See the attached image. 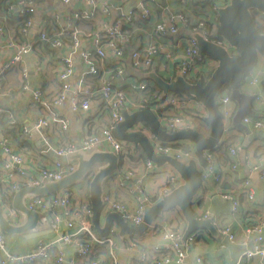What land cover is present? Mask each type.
<instances>
[{"label":"built area","instance_id":"built-area-1","mask_svg":"<svg viewBox=\"0 0 264 264\" xmlns=\"http://www.w3.org/2000/svg\"><path fill=\"white\" fill-rule=\"evenodd\" d=\"M40 0H12L5 9H0V36H5L7 46L14 47L15 50L11 56L0 65V86L4 75L19 66L25 55L29 54L39 42H49L53 47L58 48L55 58L52 62L55 64V77L59 84V90L53 95L50 101H47L43 95L40 86L32 87L28 80L29 70L27 67L21 69V86L19 92L29 95L32 100L44 105L58 107L64 101H69L70 109L74 112L82 111L85 113L93 112L95 119L103 118L105 124L100 125L96 130L83 137L78 144H68L65 146L57 145L54 148L55 157L51 164H37V173H29L24 166L25 158L19 151H16L10 144L7 136L0 132V149L2 153L8 155L7 160H0L3 175L0 176V197L2 192L14 193L23 186H40L45 181L57 180L65 174L71 172L76 167L73 160L63 161L61 157H68L77 150L89 152L93 149L110 150L118 155H123L124 144L118 140L112 129L115 124L122 121V110L128 112L134 110V101L130 97L131 91H142L149 87L155 86L151 80L137 77L130 81L127 80L125 57L127 54L130 64L136 71L147 72L150 70L160 71L166 67L163 60H158L157 56L164 54L170 57L168 49L163 46L161 41L154 37H171L172 44L177 46V42H185V52L181 60L179 71L186 79L191 80L198 76L200 64L213 61V59L204 53H200L197 48L194 32H201L206 38L222 43L227 46L225 41L218 38L217 16L218 8L228 0H221L217 4H212L214 20L205 18L187 19V14L181 10L170 14L167 19L156 21L152 25L150 37L139 47L130 48L133 43V27L136 23H145L149 20L152 13L148 4L150 0H140L136 6L127 7L119 6L117 15L114 19L105 23L100 29H92L88 34V44L83 45V33L81 22L90 20L99 15H109L110 5L105 0H81L83 7L73 8L71 4L76 0H58L68 8L64 12H53L43 14L37 28L36 36L30 33L33 29L34 18L37 14V6ZM16 16L23 19V25L19 29L20 38L16 40L12 35L6 33L5 21ZM179 22L191 24L190 34L183 36L179 30ZM56 25L58 35L67 34L71 40L63 41L59 38H50L51 32L55 31ZM55 35V34H52ZM50 59V57L48 58ZM77 61L80 63L78 69ZM109 65L108 63H111ZM41 61L38 59L33 70H41ZM264 70L260 67L253 66L243 77V87H251L253 90V102L255 105H261L263 94L260 91L261 75ZM195 75V76H194ZM156 105L161 109L171 107L174 113L156 114L157 119L167 130L193 128V112L189 110V102L183 104L181 99L170 92L164 95L159 92L156 97ZM232 98L227 91L220 93L216 98L217 108L223 116L228 118L233 114L231 108ZM93 103H98L93 107ZM3 109L0 108V112ZM55 111V110H54ZM51 112L48 117L38 118L32 125L35 131L40 132L49 126L51 122H59L63 129L67 127L68 120ZM8 125L14 127L17 124L15 115L6 111ZM244 124H251L256 131H264V111L257 116L252 117L245 115L242 117ZM136 130L148 132L143 123L139 122L134 127ZM146 128V129H145ZM27 136H31L30 129H23ZM152 142V141H151ZM157 154H168L181 159L183 156H189L190 150H178L171 144H164L159 141L152 142ZM237 147L230 145L228 147L229 156L234 158L237 155ZM41 154H46V150L40 149ZM206 168L202 173L203 178H211L214 182L220 183L222 180L221 173L216 169L215 159L210 151H205ZM146 165L151 168L153 162L146 160ZM231 168L234 170L236 164L233 163ZM264 177V172H262ZM179 178L172 175L168 183L163 188L164 193L178 185ZM6 184L4 188L2 185ZM138 188V187H137ZM243 192L246 193L249 200L254 199V194L250 188L248 179L243 180ZM223 197L231 202V211H237L239 200L231 192L223 193ZM104 199V210H115L130 225H136L141 222L143 215V203L139 204L136 209L131 210L119 199L106 195ZM1 206L6 207L3 213L7 219L16 221L17 211L12 207L0 201ZM25 205L31 210H37L43 213L50 229L54 232L61 231L63 234L60 239L63 243H74L75 253L80 259L81 264H101L100 260L93 257L95 245L98 243H109L113 245L116 239L117 229L110 228L107 236L102 238H83L80 233L91 234V215L92 210L80 194L70 189L64 188L57 194L44 196L29 195L25 198ZM209 216L205 212L201 218ZM13 223V222H12ZM18 224V223H16ZM264 227V215L258 222L251 226L249 230L253 235V245L251 249H245L242 256L236 264H247L253 256H264V236L262 228ZM74 229V231H71ZM221 234L234 241V235L228 227L220 230ZM192 233L186 240L182 241L175 231L163 230L160 235L163 240L162 244H156L150 249L141 251L140 259L148 260L149 264H189L187 261V249H189L196 239ZM132 245H135L134 243ZM221 247H224L222 244ZM0 264H34L45 262L48 264H64L65 254L58 243L53 240L41 241L36 247H29L16 253L7 251L5 247V236L0 232ZM200 262V258H197Z\"/></svg>","mask_w":264,"mask_h":264},{"label":"crops","instance_id":"crops-1","mask_svg":"<svg viewBox=\"0 0 264 264\" xmlns=\"http://www.w3.org/2000/svg\"><path fill=\"white\" fill-rule=\"evenodd\" d=\"M105 1H108L110 5L109 15H99L96 18L83 20L81 22V29L84 37L83 45L88 44L87 37L92 29H100L105 23H109L114 19L117 15L119 6L133 7L136 6L140 0ZM184 1L187 3L186 9L179 0H150L148 2L152 11L150 18L143 24L140 22L136 23L133 27L134 39L130 48L139 47L144 41L153 37L151 33L152 25H154L156 21L167 19L170 14L175 11L181 10L193 17V19L202 17V19L214 20L215 15L218 17V13L215 12L214 15L212 11V4L219 5L217 2L221 0ZM83 6L81 0H76L71 4L73 8ZM68 8H70L68 5H64L58 0H40L37 6V14L34 18L33 29L30 34L36 36L37 28L43 18V14L64 12ZM194 13H201L202 15L196 17ZM14 27V23L7 24L5 35H11V33L14 32L12 30ZM55 28H57L56 25L54 26V29ZM179 30L183 36H188L190 34L189 27L183 22H179ZM154 38L161 41L163 46H165L170 53V57L164 54L157 56L159 61L163 60L166 63V67L156 72L161 74L165 79L171 80L175 77V74L179 72V66L184 56L186 43L184 41L179 42V40H183L179 39L177 46H174L171 37ZM14 50V47L7 46L5 36H0V65L11 56ZM43 52L45 53L42 56V68L40 71H34L33 68L37 60L40 59L39 55ZM55 56L56 53L54 52H48L39 46L35 47L29 54L24 56L23 61L18 67L13 68L4 75L2 89L0 90V108L3 109V111L0 112V132L9 138L10 144L16 151L22 153L25 158L24 166L27 171L33 175L37 173L38 163H45L46 165L51 164L52 159L55 157L54 148L57 145L65 146L68 144H78L83 137L106 122L103 118L98 120L95 119L91 111L88 113L72 111L68 100L64 101L58 107H53L50 104L44 105L36 102L32 100L29 95L19 92L21 86V69L27 67L29 70L28 80L30 85L34 88L40 86L45 99L50 101L52 96L59 90V84L55 77V64L52 62ZM49 57L50 59H48ZM212 59L213 61L211 62L199 65L198 75H205L209 70L213 69L216 60L214 58ZM124 62L128 81L137 77H143L142 72L133 69L127 54ZM253 66L260 67L264 70V52H257L256 61ZM261 78L264 80V73L261 75ZM194 79H197V77L195 76L191 80ZM259 88L263 94L262 104L259 106L255 105L253 100L251 102L252 109L258 114L264 111V87L261 83ZM241 89L250 95L253 90L251 87L247 86H244V88L241 87ZM224 91L230 94V89L229 91L227 89H221L220 93ZM97 105L98 103H93V107ZM231 108L234 112L230 117L223 118L222 116L224 131L220 142L215 147L203 151L204 157L205 151H210L213 154L216 169L222 176V180L219 184L214 182L211 178L208 180L203 178L202 173L205 171L206 166H202L192 141L178 140L169 142L171 145L179 142H186L189 144L191 149L190 155L183 156L180 160L190 165L193 164V166L198 169V173L201 177L200 187L192 198V209L198 218H201L205 212H208L209 216H213V224L218 231L217 235H213L206 229L194 232L196 239L192 246L187 249L186 258L189 264H236L241 258L242 252L245 249L252 248L253 235L249 230L250 224L253 222L257 223L259 218L264 215V177L261 176L262 172H264V131H256L251 124H245L250 129V133L247 134L243 130L235 127L232 118L237 110V104L234 100L231 102ZM150 109L156 115L159 114L157 110L161 108L154 104ZM189 110L194 113L192 122L193 129L206 135L209 128L201 119V116L206 114L204 106L196 100L189 101ZM6 111H10L15 115L17 124L14 127L8 125ZM53 111L56 115L68 120L65 129H63L62 124L59 122H51L48 127L42 129L40 132L32 128V125L38 118L48 117ZM165 112L174 113L173 110H165L162 113ZM23 129H30L32 135L27 136ZM144 133L147 134L153 143L159 141L150 133ZM250 134L252 138L247 141V145L244 146L246 138ZM122 142L124 144V157L119 161L113 174L103 181V197L111 195L125 203L131 210H134L139 204L144 202L153 203L156 201L160 195L164 193L163 188L172 175H177L180 179L178 185L182 183V178L170 164L165 163L161 166H156L152 161V167L148 168L146 165V160L148 158L143 150L140 147L135 148L130 142ZM230 145H235L238 149L237 155L234 158L229 156L228 147ZM175 148L181 150L177 147ZM40 149L46 150V154H41L39 152ZM7 159L8 155L2 153L0 149V160ZM73 161L76 162V160ZM233 163L236 164L234 170L231 168ZM3 173L4 171L0 162V176H2ZM244 179L249 180L250 188L254 194L253 200H249L246 193L243 192ZM2 186L5 188L6 184L4 183ZM68 187L77 191L81 197L86 195L88 191V183L86 180L73 183ZM225 192H231L233 195L237 196L239 200L237 211H231L230 200L223 197V193ZM5 208L6 207L2 206L3 210ZM108 211L107 209L103 212L105 214ZM104 214L101 216V223H103ZM40 215L43 222L38 223L36 228H50L45 215L43 213H40ZM14 219H16V221L11 222L15 224L24 221L23 215L18 211ZM186 226L187 222L178 207L164 210L160 216L156 217L151 222L148 229L141 235L124 234V236H120L119 228L113 224L112 228L117 229L115 243L113 245L109 243L96 244L94 251L95 256L100 260L101 264H149L148 260L140 259L141 251L143 249H150L156 244H162L163 240L160 233L163 230L175 231L180 239H182ZM224 227H228L230 231H232L234 235L233 242L230 241L227 236L221 234L220 230ZM90 230L91 234H82V232L80 236L87 239L92 237L102 238L103 235L94 230L92 223ZM71 231H74V229H71ZM262 234L264 236V227L262 228ZM4 236L5 247L7 251L11 253H16L32 247L22 234H5ZM46 240L50 239H43L41 241ZM133 243H135V245H132ZM222 244L224 247H221ZM58 245L65 254L64 264H81L80 259L75 253L74 243H58ZM1 258L2 256L0 255V259ZM197 258H200V262H197ZM34 264L48 263L41 262ZM247 264H264V256L255 255L248 260Z\"/></svg>","mask_w":264,"mask_h":264},{"label":"water","instance_id":"water-1","mask_svg":"<svg viewBox=\"0 0 264 264\" xmlns=\"http://www.w3.org/2000/svg\"><path fill=\"white\" fill-rule=\"evenodd\" d=\"M264 14V0H228L218 9V32L227 46L206 38L201 32H194L198 51L208 54L216 60V64L207 78H197L195 81L186 79L179 71L171 80L165 79L155 70L142 73V76L151 80L160 88L164 95L174 91L192 96L201 103L206 114L201 119L209 130L205 135L193 128L165 129L155 113L149 108H137L131 112L123 109V119L114 125V136L125 142L132 143L135 148L140 147L148 159L156 166L170 164L179 176L182 183L163 193L153 203H143V215L140 223L130 225L121 215L111 210L104 214L103 181L116 170L119 164V155L110 150L93 149L89 152L77 150L65 160H76V167L63 177L45 181L40 186H23L13 194L11 206L24 217L22 223H12L4 215L0 204V232L5 234H22L30 245L36 247L43 239H50L63 244L60 239L61 231L54 232L50 228L37 229L42 223L41 215L37 210H31L25 205V198L29 195L44 196L57 194L73 183L86 180L88 183V198L92 210L91 223L96 232L106 235L115 224L119 228L120 236L124 234L141 235L151 222L168 208L178 207L187 222L182 235V241L199 230H209L213 235L218 231L213 224V216L198 218L192 209V198L201 184V177L189 163L168 154H157L151 140L142 131L134 127L142 122L148 132L162 143L178 140H190L194 143L196 154L203 167L206 166L204 150L218 145L224 131L223 120L217 108L216 98L221 89L227 84L230 96L237 104V110L232 118L233 125L249 134L250 129L241 121L245 115L257 116L252 109L253 96L241 89L244 74L255 64L257 52H264V33L260 32L254 22L253 12ZM252 135H248L247 141ZM104 214L103 223L100 219Z\"/></svg>","mask_w":264,"mask_h":264},{"label":"trees","instance_id":"trees-1","mask_svg":"<svg viewBox=\"0 0 264 264\" xmlns=\"http://www.w3.org/2000/svg\"><path fill=\"white\" fill-rule=\"evenodd\" d=\"M12 0H0V9L3 10L5 9V7H7V5L11 2ZM216 1V0H215ZM179 2L182 4V6L186 9V1L184 0H179ZM194 15L196 17L198 16H201L202 14L201 13H194ZM199 18H202V17H199ZM187 19L188 20H193V17L187 15ZM253 19H254V22L258 28V30L262 33H264V14L262 13H258V12H253ZM5 27L7 26V24H15V27L14 29H12L14 32L11 33V35L16 39V40H19L20 38V33H19V29L20 27L23 25V19L21 18H18V17H15V16H12L10 18H8L6 21H5ZM187 26L190 28L192 27L191 24H187ZM57 28H55V31L51 32V35H50V38L53 39V38H59L63 41H67V40H71L70 37H68L67 34H61V35H58V31L56 30ZM52 34H55V35H52ZM218 38L221 39V36L220 34L218 33ZM39 46L40 48L48 51V52H54L56 53L58 48L56 47H53L52 44H51V41L49 42H39V43H36L34 45V47H37ZM45 52L41 53V55H39V60L43 61V54ZM126 55V54H125ZM211 58H213L212 56H210ZM77 64H78V69H80V63L77 61ZM109 65H112V62L111 63H108ZM211 70H209V72H207V74L205 75H198V77H201L203 79L207 78L209 73H210ZM144 78V77H143ZM145 79V78H144ZM196 79H194L193 81H195ZM2 84H3V79H2ZM261 84L262 86L264 87V80L261 81ZM242 88L243 87V84L241 85ZM2 89V85L0 86V90ZM222 89H227L229 91V86L226 84ZM159 92H162L160 90L159 87H157L156 85L153 86V87H149L147 88L146 90H142V91H131L130 92V97L132 98V100L134 101V105H133V108L134 109H139V108H149L151 106H153L155 103H156V100H157V96L159 95ZM174 94H176L180 99L181 101L183 102V104H186L188 103L189 101H195V99L188 95V94H185V93H182L181 91H174L173 92ZM53 97V96H52ZM165 110H171V107H168L166 109H158V113L159 114H164L162 112H164ZM167 112H165L166 114ZM7 114V113H6ZM168 114V113H167ZM165 128V127H164ZM164 144H170L169 142L168 143H164ZM172 146L174 147H177L181 150H188L190 149V146L188 143L186 142H179V143H174L172 144ZM123 155H119V159L122 160L123 159ZM193 169L198 172V169L196 167L193 166V164H191ZM13 194L14 193H7V192H2L1 193V197H0V201L3 202V203H6L7 205L11 206V203H12V199H13ZM83 199H85V201L90 204L89 202V198H88V191H87V194L83 196ZM256 223L253 222L250 224V227L255 225ZM93 257L97 258L95 256V252L93 254Z\"/></svg>","mask_w":264,"mask_h":264},{"label":"rangeland","instance_id":"rangeland-1","mask_svg":"<svg viewBox=\"0 0 264 264\" xmlns=\"http://www.w3.org/2000/svg\"><path fill=\"white\" fill-rule=\"evenodd\" d=\"M105 236H107V234L106 235H103L102 237H105ZM135 244V243H134Z\"/></svg>","mask_w":264,"mask_h":264}]
</instances>
